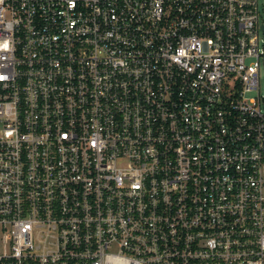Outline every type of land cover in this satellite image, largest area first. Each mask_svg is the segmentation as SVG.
I'll use <instances>...</instances> for the list:
<instances>
[{
	"label": "built area",
	"instance_id": "1",
	"mask_svg": "<svg viewBox=\"0 0 264 264\" xmlns=\"http://www.w3.org/2000/svg\"><path fill=\"white\" fill-rule=\"evenodd\" d=\"M264 0H0V264H264Z\"/></svg>",
	"mask_w": 264,
	"mask_h": 264
},
{
	"label": "rangeland",
	"instance_id": "2",
	"mask_svg": "<svg viewBox=\"0 0 264 264\" xmlns=\"http://www.w3.org/2000/svg\"><path fill=\"white\" fill-rule=\"evenodd\" d=\"M261 93L264 96V71L262 72V76H261Z\"/></svg>",
	"mask_w": 264,
	"mask_h": 264
}]
</instances>
